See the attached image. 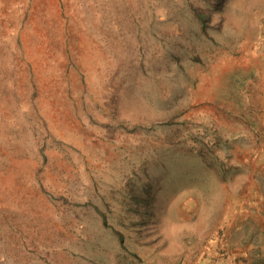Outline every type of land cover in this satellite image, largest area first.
Segmentation results:
<instances>
[{
  "label": "rangeland",
  "instance_id": "obj_1",
  "mask_svg": "<svg viewBox=\"0 0 264 264\" xmlns=\"http://www.w3.org/2000/svg\"><path fill=\"white\" fill-rule=\"evenodd\" d=\"M0 264H264V0H0Z\"/></svg>",
  "mask_w": 264,
  "mask_h": 264
},
{
  "label": "trees",
  "instance_id": "obj_2",
  "mask_svg": "<svg viewBox=\"0 0 264 264\" xmlns=\"http://www.w3.org/2000/svg\"><path fill=\"white\" fill-rule=\"evenodd\" d=\"M197 17L204 25L207 23L208 17L203 12H198Z\"/></svg>",
  "mask_w": 264,
  "mask_h": 264
}]
</instances>
